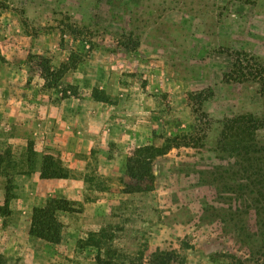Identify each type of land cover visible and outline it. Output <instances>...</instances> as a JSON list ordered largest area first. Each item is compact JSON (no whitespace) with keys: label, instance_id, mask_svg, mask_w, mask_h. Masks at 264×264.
I'll use <instances>...</instances> for the list:
<instances>
[{"label":"rangeland","instance_id":"rangeland-1","mask_svg":"<svg viewBox=\"0 0 264 264\" xmlns=\"http://www.w3.org/2000/svg\"><path fill=\"white\" fill-rule=\"evenodd\" d=\"M237 55L264 65V0H0L6 262L95 264L81 240L104 229L114 256L137 264H264L260 188L240 148L219 145L227 120L264 123L259 85L226 77ZM63 64L75 67L47 87L46 70ZM48 118L55 145L43 155ZM169 139L149 188L124 193L137 184L131 152ZM242 141L264 156V127ZM49 161L59 175L43 178ZM63 180L75 191L57 190ZM50 201L58 244L28 233Z\"/></svg>","mask_w":264,"mask_h":264},{"label":"trees","instance_id":"trees-1","mask_svg":"<svg viewBox=\"0 0 264 264\" xmlns=\"http://www.w3.org/2000/svg\"><path fill=\"white\" fill-rule=\"evenodd\" d=\"M73 67L75 66L72 64H63L56 71L47 69L46 73L52 79L47 83V87H54L63 75ZM226 77L237 82L252 81L257 83L260 87V93L264 97V65L255 64L250 58L245 59V57L237 55ZM258 126L264 127V123L260 124L250 116H240L227 120L223 125L219 145L229 140L233 143L235 148H240V154L242 156H247V158L244 159L249 166L247 168L248 171L245 170V172L249 175L251 183H255V185L259 186L260 190L258 193L263 199L264 209V156L256 158L255 155L257 151L252 149V146H244L242 141L246 135L249 136L251 131L257 129ZM168 141H170V139L160 147L155 145H143L136 147L131 152L130 156L126 159V173L131 179L135 180L137 184L126 185L123 189L124 193H140L149 188L153 180L152 165L154 161L158 157L165 155L172 148ZM47 159L51 160L49 157ZM51 163V161L48 163L45 162V165L48 164V166L45 167V165H43L41 170L42 172L43 170L48 172V174L41 172V177L53 178L59 175L58 172L54 170V167H51ZM257 178L259 179L258 182H254ZM55 205H57V201H50L45 207L33 209L28 232L29 236L51 244H58L60 242L62 224L56 216V211L60 208H55ZM1 210L2 207L0 206V214ZM112 241L113 237L108 236L107 231L101 229L98 232L89 234L85 241L81 240V243H83L84 246L96 249L95 264H137L132 260H120V257L114 256V250H111ZM0 264H8L1 252Z\"/></svg>","mask_w":264,"mask_h":264},{"label":"crops","instance_id":"crops-1","mask_svg":"<svg viewBox=\"0 0 264 264\" xmlns=\"http://www.w3.org/2000/svg\"><path fill=\"white\" fill-rule=\"evenodd\" d=\"M53 123H54V119L52 118H48L47 120H44V121H40L38 124H40V126L42 127L43 125H49L50 127L48 128L47 126H45L44 128V131L46 132L47 136L44 140L42 139V141L40 142H37V145L38 147H40V150L43 151V155H45L46 153H51L53 154L54 150H53V147H54V128H53ZM42 134V133H41ZM43 134L41 135V137L43 138ZM76 149L73 150L72 152H76L78 147H80V144H76L75 145ZM71 159V158H70ZM75 159V161H80L78 158H73V160ZM41 171V167L39 168V170L37 172ZM36 175V173H35ZM42 180H45V182H47L48 184L50 183L51 180L53 179H42ZM68 180V179H66ZM84 180H82L83 182ZM52 183V182H51ZM85 182H83V185H81V188L80 190L81 191H84L86 190V185L87 184H84ZM56 189L57 190H60L62 192H72V191H75L74 189H72V187L70 186L69 183H67V181H61L60 183L57 184L56 186ZM31 190V189H30Z\"/></svg>","mask_w":264,"mask_h":264}]
</instances>
